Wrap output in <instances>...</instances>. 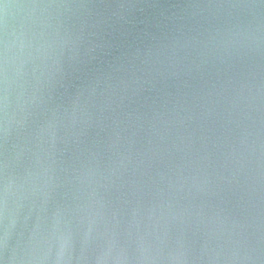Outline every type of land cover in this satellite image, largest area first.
Segmentation results:
<instances>
[{
	"label": "clouds",
	"instance_id": "1",
	"mask_svg": "<svg viewBox=\"0 0 264 264\" xmlns=\"http://www.w3.org/2000/svg\"><path fill=\"white\" fill-rule=\"evenodd\" d=\"M0 264H264V0H0Z\"/></svg>",
	"mask_w": 264,
	"mask_h": 264
}]
</instances>
